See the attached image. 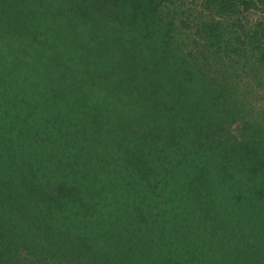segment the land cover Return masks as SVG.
<instances>
[{
    "label": "trees",
    "instance_id": "1",
    "mask_svg": "<svg viewBox=\"0 0 264 264\" xmlns=\"http://www.w3.org/2000/svg\"><path fill=\"white\" fill-rule=\"evenodd\" d=\"M164 1L0 0V264H264V45Z\"/></svg>",
    "mask_w": 264,
    "mask_h": 264
},
{
    "label": "rangeland",
    "instance_id": "2",
    "mask_svg": "<svg viewBox=\"0 0 264 264\" xmlns=\"http://www.w3.org/2000/svg\"><path fill=\"white\" fill-rule=\"evenodd\" d=\"M235 6L230 12L219 15L210 14L218 8L217 0H166L162 3V9L172 16L173 26L177 30L190 33L187 43L199 45L196 36H191L200 23L207 20L209 15H214L215 20L228 23L227 31L231 41L229 45H238L241 39L255 40L252 45H264V5L259 0H233ZM212 8H205L204 4H211ZM197 26V27H196ZM193 37V38H191ZM236 38L238 39L236 42ZM252 40V41H253ZM183 41L179 38V42ZM226 60V59H225ZM235 77L245 83L246 89H253V97L257 98L258 105L264 106V74L259 82L254 83L250 76L238 74ZM241 86V87H243Z\"/></svg>",
    "mask_w": 264,
    "mask_h": 264
}]
</instances>
